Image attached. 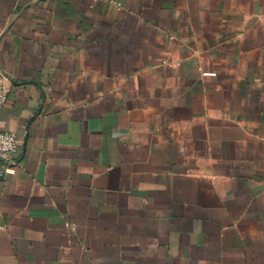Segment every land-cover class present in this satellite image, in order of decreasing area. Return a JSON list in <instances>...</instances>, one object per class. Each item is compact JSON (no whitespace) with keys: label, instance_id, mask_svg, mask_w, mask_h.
<instances>
[{"label":"crops","instance_id":"obj_1","mask_svg":"<svg viewBox=\"0 0 264 264\" xmlns=\"http://www.w3.org/2000/svg\"><path fill=\"white\" fill-rule=\"evenodd\" d=\"M0 264H264V0H0Z\"/></svg>","mask_w":264,"mask_h":264},{"label":"built area","instance_id":"obj_2","mask_svg":"<svg viewBox=\"0 0 264 264\" xmlns=\"http://www.w3.org/2000/svg\"><path fill=\"white\" fill-rule=\"evenodd\" d=\"M10 80V74L7 69L0 65V108L7 100L9 89L7 81ZM19 138L15 132L9 130H0V163L3 172H13L19 164Z\"/></svg>","mask_w":264,"mask_h":264}]
</instances>
